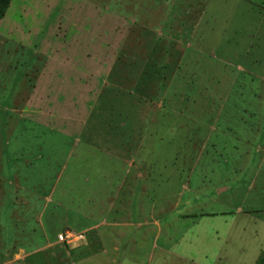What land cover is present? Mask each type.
I'll use <instances>...</instances> for the list:
<instances>
[{
    "label": "rangeland",
    "instance_id": "374dc122",
    "mask_svg": "<svg viewBox=\"0 0 264 264\" xmlns=\"http://www.w3.org/2000/svg\"><path fill=\"white\" fill-rule=\"evenodd\" d=\"M124 1L0 19V264H253L264 0Z\"/></svg>",
    "mask_w": 264,
    "mask_h": 264
},
{
    "label": "crops",
    "instance_id": "0c3cea01",
    "mask_svg": "<svg viewBox=\"0 0 264 264\" xmlns=\"http://www.w3.org/2000/svg\"><path fill=\"white\" fill-rule=\"evenodd\" d=\"M124 1V0H123ZM151 1H155L157 2L158 4H166L167 6H169L170 2L172 0H151ZM185 1V0H184ZM125 2V1H124ZM130 3H128L129 5L134 2L135 5H139V6H143V5H148L149 4V0H129ZM155 2L153 3V5L155 4ZM127 3V2H126ZM118 16H121V14L119 13ZM222 191V190H221ZM250 212L248 210H244L242 208H239L238 209V214H246V215H250L249 214ZM215 215V214H214ZM254 234H258V231H255ZM158 246H156L157 248ZM7 255V253L5 254V256ZM264 259V251H262V253L259 254V256L257 257L256 261L253 263V264H260L262 262V260ZM217 260H218V264H221L219 263L220 261H223L224 264H228L227 263V258H224V257H217Z\"/></svg>",
    "mask_w": 264,
    "mask_h": 264
},
{
    "label": "built area",
    "instance_id": "2783aa9c",
    "mask_svg": "<svg viewBox=\"0 0 264 264\" xmlns=\"http://www.w3.org/2000/svg\"><path fill=\"white\" fill-rule=\"evenodd\" d=\"M59 241L72 246L74 243H79L86 238V232L68 229L58 235Z\"/></svg>",
    "mask_w": 264,
    "mask_h": 264
},
{
    "label": "trees",
    "instance_id": "16d2710c",
    "mask_svg": "<svg viewBox=\"0 0 264 264\" xmlns=\"http://www.w3.org/2000/svg\"><path fill=\"white\" fill-rule=\"evenodd\" d=\"M11 3V0H0V19L4 17L9 5ZM260 264H264V259Z\"/></svg>",
    "mask_w": 264,
    "mask_h": 264
}]
</instances>
